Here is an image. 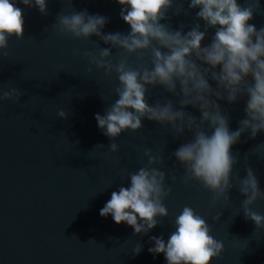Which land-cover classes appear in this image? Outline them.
<instances>
[{"label":"water","instance_id":"water-1","mask_svg":"<svg viewBox=\"0 0 264 264\" xmlns=\"http://www.w3.org/2000/svg\"><path fill=\"white\" fill-rule=\"evenodd\" d=\"M13 2L23 12L24 37L9 38V55L0 58V85L7 90L11 81L23 95L18 103L0 102V264H167L164 253L148 251L154 244L150 237L163 236L167 241L175 231V217L184 206L206 219L210 234L224 243L220 257L210 264H264V229L255 231L254 222L245 219L241 203L246 197L235 186L237 181H232L230 202L221 198L215 204L213 194L198 182L183 183L184 169L171 154L191 139L190 132L174 139L169 125L145 118L143 128L116 138L118 151H109L111 140L98 127L95 114L104 115L118 99L112 92L118 78L115 73L105 76L103 69L89 65L82 53L110 48L113 62L127 54L95 35L90 39L57 35L51 25L61 12L86 9L89 14L108 18L103 33L128 34L130 25L120 16L123 6L117 0H72L71 8L64 0H46L49 14L42 15L38 7L26 6L20 0ZM237 2L246 6L255 0ZM189 3L175 0L168 12L171 19L161 23L174 30L184 25L183 33L200 23L203 31L204 21L196 17L200 9H190ZM259 5L248 21L257 29L264 27V0H259ZM214 33V28L208 29L202 46L211 43ZM76 50L81 55H75ZM129 64L151 67L150 53L142 61L135 55L129 57ZM88 67L93 69L90 75ZM209 83L217 87L210 77ZM147 87L149 104L163 103L167 98L174 108H180L178 97L162 86ZM246 99L231 104L217 100L229 117L231 131L246 118ZM61 109L68 114L66 119L57 116ZM183 110L201 116L191 105ZM250 135V130L242 133L231 148L238 157L233 176L237 172L241 179L246 176L247 157V165L264 191V131L254 139ZM98 144L104 147L96 148ZM146 148L164 158V164L152 167L166 173V185L172 188L164 200L169 215L158 217L161 223L147 234H134L126 222L117 224L110 214L102 217L100 209L113 191L130 187L129 172L147 165ZM173 175L177 177L175 182ZM251 208L264 215V200L258 199ZM137 243L143 246L138 255L133 253Z\"/></svg>","mask_w":264,"mask_h":264},{"label":"clouds","instance_id":"clouds-1","mask_svg":"<svg viewBox=\"0 0 264 264\" xmlns=\"http://www.w3.org/2000/svg\"><path fill=\"white\" fill-rule=\"evenodd\" d=\"M20 2L38 7L42 15L49 14L46 0ZM65 2L72 8V0ZM117 2L123 6L121 18L130 25L128 34L103 33L108 18L89 14L86 9L79 12L72 10L67 14L61 12L51 25L57 35L73 39H90L95 35L105 44H111L127 54L113 62L110 48L99 47L97 53H82L89 65L103 69L105 76L115 73L118 78V85L112 89L118 99L104 115L95 114L98 127L111 140L109 151H118L116 138L123 132L143 128L145 118L169 125L174 139L183 136L186 131L190 132L191 139L171 154L184 169L183 183L187 186L192 181L198 182L213 194L212 203L215 204L221 198L230 202L229 192L235 179V186L246 197L241 203L245 219L254 222L255 231L264 229V215L251 208L258 199L264 200V191L259 187L254 170L247 165V157L246 176L241 179L238 172L233 176V166L238 157L231 152L232 146L240 141L245 131L250 130V138L253 139L264 131V27L257 29L254 24L248 23L260 7L259 0L246 6L237 0H190V9H200L196 17L204 21V30L201 31L200 23H195L187 33H183L184 25L180 30H174L170 25L161 23L171 19L168 12L175 0ZM181 10L182 4L176 13ZM209 28H214L215 33L211 43L202 46ZM13 36L17 39L24 37L22 9L13 0H0V58L8 57V41ZM149 53L151 67L130 66L129 57L135 55L137 61H142ZM74 54L81 55L79 50ZM92 71V67L87 68L89 75ZM209 77L216 82L215 89L210 85ZM11 84L9 81L7 90L0 85V102H19L23 92ZM157 85L178 97L179 109L174 108L173 101L167 98L163 103H148L147 86L154 88ZM245 97L246 118L239 122L237 130L231 131L229 117L217 100H227L231 104ZM188 105L198 108L201 116L197 118L184 111ZM67 115L63 109L57 113L65 119ZM97 147L104 145L98 144ZM144 155L148 157L147 165L127 174L130 187L121 186L118 191H113L111 198L100 209L102 217L110 214L117 224L126 222L134 229V234H147L161 223L158 217L169 215L164 200L172 188L166 185V173L152 167L164 164V158L153 155L148 148L144 150ZM171 179L175 182L177 177L173 175ZM221 215L213 219L218 220ZM174 225L175 231L167 241L163 236L150 237V242H154L148 249L150 253H164L167 264H210L213 258L220 257L224 243L210 234L211 226L192 207L184 206L175 217ZM142 249L143 246L137 243L133 253L138 255Z\"/></svg>","mask_w":264,"mask_h":264}]
</instances>
